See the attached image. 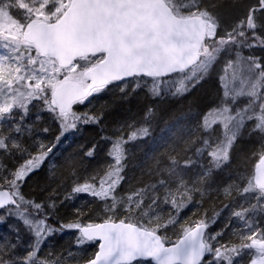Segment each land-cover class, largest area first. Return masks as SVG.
I'll return each instance as SVG.
<instances>
[{"label":"snow or ice","instance_id":"1","mask_svg":"<svg viewBox=\"0 0 264 264\" xmlns=\"http://www.w3.org/2000/svg\"><path fill=\"white\" fill-rule=\"evenodd\" d=\"M0 49V264H64L43 248L68 232L72 247L95 248L69 251L83 264H264V54H254L264 53V0H232L227 10L221 0H0ZM221 62L190 138L153 170L165 179L118 196L126 145L148 129L124 122L108 135L103 109H77L112 90L121 99L130 90L184 98ZM153 114L146 106L139 122ZM89 127L98 139L77 144L74 154L83 162L104 151L114 163L43 200L25 194L33 177L55 180L54 149ZM247 143L259 145L255 175L229 174L226 187L212 189ZM202 189L229 200L221 209H230L228 222L217 231L220 212L188 226L178 218ZM78 194L100 203L60 217ZM162 205L175 213L166 221ZM177 225L173 242L167 231Z\"/></svg>","mask_w":264,"mask_h":264},{"label":"trees","instance_id":"2","mask_svg":"<svg viewBox=\"0 0 264 264\" xmlns=\"http://www.w3.org/2000/svg\"><path fill=\"white\" fill-rule=\"evenodd\" d=\"M221 2L224 4L225 10H227L232 0H221ZM254 54L259 56L264 53L256 49ZM222 68V62L217 64L211 71L206 83L184 98H172L164 95L160 99H155L146 96L143 91L133 94L130 90V96L121 99L115 94L117 90H112L107 95H102L101 98L93 100L86 108H80L82 111L92 110L96 112L103 109L106 113L104 125L108 129V135H111V130L114 127L124 122H137V128L148 129L146 136L140 137L126 145V164L122 173L125 177V182L117 189L118 196L130 195L135 188H143L146 185L156 184L158 180L165 179L164 176L153 170L158 163L162 169L166 167L163 164V160L169 154L175 155L171 150L184 146V142L190 138L195 114L215 94L218 76L222 74ZM146 106L153 107L154 114L149 122L142 123L139 121L144 115ZM98 131L99 129L95 127L81 128L77 133H74L75 135L67 136V140L62 141L57 146V149H54L55 155L49 161V164L55 167V172L53 173L55 180L53 181L44 173L33 177L23 189L25 194H31V196L43 200L52 189L59 186V190L64 191L69 185L75 186L77 181L84 183L88 176L95 175L96 170L106 168L109 163H114V159L107 157L104 151L99 152L94 159L84 160L83 162H80V157L74 154L77 144L93 138L98 139L96 135ZM55 135L56 129L53 127V132L47 140H52ZM191 138L194 139L195 137ZM241 147L244 150L236 154L230 169H225L223 173L216 176L217 184H214L212 189L217 186L226 187L229 182V174L234 177L237 173L246 175L251 173L254 176L255 165L259 159L258 154L254 155L253 153H258L259 145L247 143L241 145ZM45 172H47V166H45ZM175 190V187H173L174 192ZM160 191L163 192L164 190L161 189ZM201 191L204 193L203 195L190 193L193 201L180 212L178 218L185 226H188L189 222L204 218L205 214L211 217L215 213L220 212V217L212 229L217 231L228 222L227 217L230 209H224L223 211L221 209L229 203V200L222 191L219 193L214 190L204 191L202 189ZM85 203H90L92 207H95L100 202L98 200L93 201L92 197L87 194H78L75 199L67 201L59 209L58 215L60 217L67 216L72 211L73 206L80 207ZM85 211H87L86 208ZM169 213H172V209L167 205H162L159 210V217L166 221ZM172 214L175 215V213ZM96 222H100V220ZM3 231V229H0V233ZM167 235L171 241L175 242L181 235L179 225L176 226V229L169 228ZM24 239L27 241L29 238L25 235ZM225 239H228V235L225 236ZM73 240L74 236L71 232L61 236H53L47 241V246L43 248V252L63 256L64 264H82L83 262L78 258L69 257V251L77 256L81 254L91 255L95 248L87 247L86 251H81L72 247Z\"/></svg>","mask_w":264,"mask_h":264},{"label":"rangeland","instance_id":"3","mask_svg":"<svg viewBox=\"0 0 264 264\" xmlns=\"http://www.w3.org/2000/svg\"><path fill=\"white\" fill-rule=\"evenodd\" d=\"M0 54H3V49H0ZM243 102V100L241 101V103ZM78 111H82L80 108L77 109ZM77 133V131L75 132ZM75 135L74 133H70L68 136H73Z\"/></svg>","mask_w":264,"mask_h":264},{"label":"water","instance_id":"4","mask_svg":"<svg viewBox=\"0 0 264 264\" xmlns=\"http://www.w3.org/2000/svg\"><path fill=\"white\" fill-rule=\"evenodd\" d=\"M259 163V161L256 163V164H258ZM254 171H256V169L254 170ZM255 175V174H254ZM83 264V263H82Z\"/></svg>","mask_w":264,"mask_h":264}]
</instances>
